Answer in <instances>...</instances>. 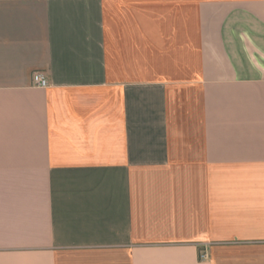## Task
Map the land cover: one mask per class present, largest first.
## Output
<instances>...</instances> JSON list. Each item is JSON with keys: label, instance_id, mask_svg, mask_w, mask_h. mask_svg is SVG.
<instances>
[{"label": "crops", "instance_id": "obj_1", "mask_svg": "<svg viewBox=\"0 0 264 264\" xmlns=\"http://www.w3.org/2000/svg\"><path fill=\"white\" fill-rule=\"evenodd\" d=\"M0 264H264V0H0Z\"/></svg>", "mask_w": 264, "mask_h": 264}, {"label": "rangeland", "instance_id": "obj_2", "mask_svg": "<svg viewBox=\"0 0 264 264\" xmlns=\"http://www.w3.org/2000/svg\"><path fill=\"white\" fill-rule=\"evenodd\" d=\"M190 10H191V16H192V19H193V17L195 16V8L194 7H191L190 8ZM192 94H194V92H192L191 93V95ZM195 94H196V97H197V90L195 89ZM192 103H190V104H187V105H185V107H186V112L185 113H183V122H185V120L187 121L186 123H188V127H190V128H197V126L196 125H194L193 124V121L191 120V118H195L196 116L194 115V112H193V108H192ZM186 115V116H185Z\"/></svg>", "mask_w": 264, "mask_h": 264}, {"label": "built area", "instance_id": "obj_3", "mask_svg": "<svg viewBox=\"0 0 264 264\" xmlns=\"http://www.w3.org/2000/svg\"><path fill=\"white\" fill-rule=\"evenodd\" d=\"M33 83L43 87L48 85L45 76L40 72L34 73ZM205 256H206L205 253L200 254V258H204Z\"/></svg>", "mask_w": 264, "mask_h": 264}]
</instances>
